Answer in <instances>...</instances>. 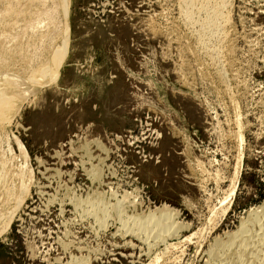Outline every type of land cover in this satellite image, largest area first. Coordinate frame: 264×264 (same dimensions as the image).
<instances>
[{"label": "rangeland", "instance_id": "obj_1", "mask_svg": "<svg viewBox=\"0 0 264 264\" xmlns=\"http://www.w3.org/2000/svg\"><path fill=\"white\" fill-rule=\"evenodd\" d=\"M1 1L23 18L0 22V193H21L0 264H230L210 247L264 207V0L221 10V80L219 0ZM160 212L177 238L152 245L136 220Z\"/></svg>", "mask_w": 264, "mask_h": 264}, {"label": "bare ground", "instance_id": "obj_2", "mask_svg": "<svg viewBox=\"0 0 264 264\" xmlns=\"http://www.w3.org/2000/svg\"><path fill=\"white\" fill-rule=\"evenodd\" d=\"M3 1V0H2ZM1 1V2H2ZM7 1V0H6ZM12 1V0H11ZM10 1V2H11ZM18 1V0H17ZM23 2V0H20ZM18 1V2H20ZM28 1V0H26ZM25 1V2H26ZM183 3H186V7L188 8V14L190 12V10L194 7L193 2L195 0H182ZM217 1V0H215ZM4 2V1H3ZM2 2V4H3ZM21 2V3H22ZM39 2V0H38ZM206 4H210V0H205ZM228 0H219L215 3V5H213L214 7L213 9V14L212 16H214V18L217 21V33L218 35L216 36V42H217V46H215L212 50H209L206 54L209 55L210 57V64H213L216 62V66L213 64V66H215L216 69V73L218 75V77L222 78V73H224L219 64V62H221V60H224V57H226L229 53V48L227 46V34H226V30H225V25H227V21L228 18L226 16V14H222V9L224 7H226ZM7 3V2H6ZM12 3V2H11ZM16 3V1H15ZM35 3V2H34ZM43 1H40V6L43 5ZM60 6H61V12L62 15L65 16L66 15V4H67V0H59ZM182 3V4H183ZM212 3V4H214ZM20 4V3H19ZM36 4V3H35ZM34 4V5H35ZM24 5V4H23ZM184 5V4H183ZM200 5V4H199ZM205 5V4H204ZM211 5V4H210ZM17 7V5H15ZM20 6V5H18ZM25 6V5H24ZM28 6V5H27ZM23 7L27 10V7ZM203 6V5H202ZM12 7V6H11ZM207 7V6H206ZM4 8V7H3ZM195 8V7H194ZM6 9V8H5ZM8 9V10H7ZM7 11L6 13L3 14V16L0 18V22L3 23V25L5 24L6 26H2V28L5 27H9L11 25V20H17V18H23L21 15H19V12H15L13 10V8H8L7 7ZM30 9V8H29ZM33 9V8H31ZM24 10V11H26ZM193 10V9H192ZM191 10V11H192ZM17 11V10H16ZM24 11H20L21 13H23ZM224 11V10H223ZM27 12V11H26ZM28 13V12H27ZM2 14V13H1ZM0 14V15H1ZM25 14V12H24ZM21 16V17H20ZM189 16H191L189 14ZM210 16V15H209ZM66 17V16H65ZM211 18V16L209 17ZM213 19V18H212ZM211 19V20H212ZM214 20V19H213ZM215 21V22H216ZM212 22V21H211ZM210 22V23H211ZM221 23V24H220ZM13 25V24H12ZM216 29V28H215ZM227 29V28H226ZM5 31V30H4ZM4 31L0 30V38L3 36ZM204 31V30H203ZM208 33V32H207ZM6 35V34H5ZM4 35V36H5ZM3 36V37H4ZM199 36V35H198ZM6 37V36H5ZM204 40V39H203ZM215 42V41H214ZM231 42V41H230ZM200 43V42H199ZM0 44H2L0 42ZM207 45V44H206ZM205 47V46H204ZM232 48V47H231ZM205 51V50H204ZM205 54V53H204ZM205 54V55H206ZM203 55V54H202ZM4 56V52H3V48L2 45H0V58H3ZM52 61H54V63L57 64V58L56 56L53 54L52 56ZM202 60V59H201ZM206 62V61H205ZM224 62V61H223ZM222 62V64H223ZM225 63V62H224ZM227 64V63H226ZM229 66V64H228ZM49 65H44V67L40 68L41 71H34L32 78L37 81L39 80V82L42 80V78H45V76L50 74L49 71ZM214 67V68H215ZM206 71V70H205ZM38 72V73H36ZM3 76V75H2ZM5 77V76H4ZM8 80H10V77L6 76ZM5 77V78H6ZM37 77V80H36ZM4 78V79H5ZM40 78V79H38ZM218 78V79H219ZM3 79V78H2ZM3 79V80H4ZM223 79V78H222ZM2 80V81H3ZM6 80V79H5ZM7 81H3V82H8ZM11 81V80H10ZM35 81H33L35 83ZM13 82V81H12ZM11 82V83H12ZM38 82V81H37ZM10 82H8V87L10 88ZM33 83V84H34ZM224 83V82H223ZM2 85V84H1ZM7 86V83L5 84ZM10 85V86H9ZM3 86V85H2ZM5 86V87H6ZM13 87V86H12ZM227 87V86H226ZM2 88V87H1ZM18 89V87H17ZM227 90V89H226ZM4 91H6V88H2L0 90V118L3 117L4 115H7V112L9 113L10 110V104L14 103V102H10L12 99L11 98H7L5 96V94H11L10 93H4ZM11 91V90H8ZM16 90H13V93L16 94L15 92ZM18 93V92H17ZM26 93V92H25ZM224 93V92H223ZM8 95V96H9ZM17 95V94H16ZM15 95V96H16ZM23 95V94H22ZM18 96V95H17ZM16 96V97H17ZM20 96V95H19ZM18 96V97H19ZM17 97V98H18ZM21 97V96H20ZM11 99V100H10ZM16 100V98H15ZM17 101V100H16ZM20 101V100H19ZM10 102V103H9ZM232 102V101H231ZM12 107V105H11ZM15 106H13L14 108ZM16 109V108H15ZM13 109V110H15ZM12 110V108H11ZM12 110V111H13ZM15 112V111H14ZM11 113V112H10ZM9 113V114H10ZM13 115V114H12ZM5 117V116H4ZM4 119V118H3ZM7 121V120H6ZM236 137V136H235ZM92 172V171H91ZM90 172V173H91ZM96 173V172H95ZM1 174V173H0ZM5 176L4 174L0 175V185H1V181L3 180V177ZM96 177V176H95ZM15 189L13 186H7L5 188V190L3 191V193H0V236L9 228L12 220H13V216L15 213V210L17 209L18 205H19V199L21 198V193L19 195H15ZM14 199V202L16 206H13V208H10V202L11 200ZM87 203H91L90 205L92 207H94L95 209L97 208L98 214H103L104 209L101 206H98V203H96V200H91V202L85 201V204ZM100 203V202H99ZM12 204V203H11ZM93 209V210H95ZM259 210V211H258ZM160 211V210H159ZM157 212V211H156ZM120 215V214H119ZM139 218V217H138ZM98 219V218H97ZM137 221L138 227L139 229H146L147 226L150 227V229L152 230H156V232H158L157 237L154 240V242H152L154 245L158 244L159 242H165V239L167 238H173V236L175 238H177L176 233H177V228H179V226H175L174 222L171 221V217L168 216L167 213L164 212H160V213H153L150 214L148 217H143V218H139ZM135 223V222H134ZM134 227V226H133ZM175 227V228H173ZM173 228L174 231H171ZM239 229L237 230V232L233 233L232 235L228 236L227 238H225L226 240H224L225 242H215V244L213 245V247H210V251H208L210 254V256L212 258H220L222 259L223 257L228 259V263L230 262V264H242V262L246 263V264H264V207H259L256 210L254 209V211H252L251 213H249L247 215V218L244 220H241L240 222V226L238 227ZM130 229V228H129ZM131 230V229H130ZM171 231V232H170ZM154 232V231H153ZM180 232V231H179ZM132 235V234H131ZM148 235V234H147ZM151 239V238H150ZM145 241V240H144ZM147 243V242H146ZM150 243V242H149ZM145 244V243H144ZM148 244V243H147ZM151 245V243H150ZM149 245V246H150ZM224 245V246H223ZM227 245V247H225ZM225 247L224 250H222L221 248ZM154 247V246H153ZM152 248V247H151ZM222 250V251H221ZM221 254V255H220ZM208 256V257H210ZM210 258V259H212ZM223 258V259H224ZM158 259V258H157ZM156 259V260H157ZM222 259V260H223ZM208 260V259H207ZM221 260V261H222ZM84 261V260H83ZM216 261V260H215ZM220 261V262H221ZM224 262V261H222ZM74 264H84L82 261L81 262H75ZM226 264V263H225Z\"/></svg>", "mask_w": 264, "mask_h": 264}]
</instances>
